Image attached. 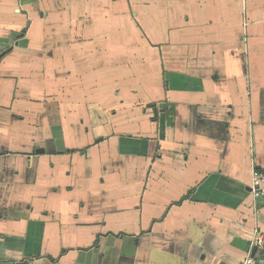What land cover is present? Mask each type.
Listing matches in <instances>:
<instances>
[{"label": "crops", "instance_id": "obj_1", "mask_svg": "<svg viewBox=\"0 0 264 264\" xmlns=\"http://www.w3.org/2000/svg\"><path fill=\"white\" fill-rule=\"evenodd\" d=\"M255 168L264 0H0V264H245Z\"/></svg>", "mask_w": 264, "mask_h": 264}, {"label": "built area", "instance_id": "obj_2", "mask_svg": "<svg viewBox=\"0 0 264 264\" xmlns=\"http://www.w3.org/2000/svg\"><path fill=\"white\" fill-rule=\"evenodd\" d=\"M252 190L255 196L264 197V172L260 169H254L252 176ZM256 255L249 257L245 264H264V230H257L252 242Z\"/></svg>", "mask_w": 264, "mask_h": 264}]
</instances>
